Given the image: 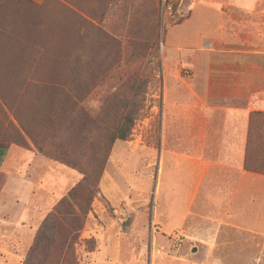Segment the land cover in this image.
<instances>
[{
	"label": "rangeland",
	"instance_id": "1",
	"mask_svg": "<svg viewBox=\"0 0 264 264\" xmlns=\"http://www.w3.org/2000/svg\"><path fill=\"white\" fill-rule=\"evenodd\" d=\"M12 2L6 0L9 10L0 11V138L32 148L50 162L51 192L34 189L37 200L42 203L50 195L53 199L55 194L60 196L50 209L30 208L29 216L9 225L13 230L3 222L22 210L19 202L28 196L27 187L17 182L43 180L48 169L41 172L36 166L26 174L15 171L3 180L0 264L28 262L36 229L81 179L79 169L95 173L92 178H97L99 192L68 257L57 262L53 254L52 262L55 244L51 243L49 255L40 264H105L108 260V264L111 260L113 264H149L155 259L183 264L173 258L193 262L210 256L219 264H237L236 243L230 236L217 237L219 245L212 252L203 249V220L192 226L186 220L178 230H167L176 227L187 205L182 200L184 187L168 184V170L157 183L161 147L172 146L171 135L163 137L165 129L170 131L169 123L163 124V110L168 94L178 100L186 92L167 93L165 87L183 82L199 86L206 78L200 73H184L188 68L181 70L180 60L169 65L170 72L166 65L165 36L169 44L180 41L179 29L173 26L184 18L182 12L162 20L155 4L141 20V13L134 17V6L129 10V0L123 1L124 16L118 10L110 12L107 2L94 16L87 0H20L19 22L13 25ZM116 5L121 7L118 0ZM196 62L198 72L207 67L204 60ZM260 63L264 65L262 60ZM178 69L180 74H176ZM213 79L217 81H210ZM209 93L211 98L222 99L238 94L234 89ZM242 100L245 107L250 104L247 110L253 107L264 112V91L244 92ZM126 118L132 119L131 126ZM254 118L256 126L264 127L263 117ZM117 128L130 129L126 140H110ZM255 130L251 147L264 154V128ZM181 135L185 137L180 146L187 148L186 132ZM65 149L68 153L64 155ZM59 154L71 165L54 160H60ZM152 213L161 228L153 222ZM28 229L33 232L27 240ZM247 239L244 246L249 247ZM239 253L245 264H252L257 252Z\"/></svg>",
	"mask_w": 264,
	"mask_h": 264
},
{
	"label": "crops",
	"instance_id": "2",
	"mask_svg": "<svg viewBox=\"0 0 264 264\" xmlns=\"http://www.w3.org/2000/svg\"><path fill=\"white\" fill-rule=\"evenodd\" d=\"M87 1L91 4L94 16L106 6V2L110 12L117 13L118 10L124 16V0H118V6L121 5L119 8L116 0ZM155 4L158 5V0H129V10L134 6V17L137 18L141 13L142 20L151 7H156ZM12 6L18 10L19 4L12 3ZM177 6L184 15L173 26L179 29L180 41L169 44L165 36L166 65L180 60L179 68H188L184 73H200L206 78L199 86L197 83L183 82L165 87L167 93L178 89L186 92L185 97L178 100L170 98L168 94L163 110V124L168 122L170 126V131L164 130L163 137L170 134L172 146L161 147L157 183L165 170H168V184L171 187H184L182 200L187 205V211L177 221L176 227L170 229L168 226L167 230H178L186 220L189 226L197 220H203L204 250L214 251L219 245L217 237L230 236L235 240L236 252H257L251 263L264 264V173L245 168L251 113L261 110L252 105V109L247 110L250 104L247 103L245 107L242 100L244 92L264 91V65L260 63L261 60L264 63V0H178ZM197 59L207 62V67L201 72L197 71ZM168 69L170 72L172 67ZM179 72L178 69L176 74ZM210 78H217V81H210ZM232 89L238 92L233 98L210 97L211 90L220 94ZM182 132H186L187 148L180 146V139L185 137L181 135ZM250 149L251 154L258 153L251 145ZM48 164L50 162L36 150L25 149L14 141L0 138V184L13 176L15 171L26 174L36 166H40L41 172L48 169L43 180L23 178L17 182V185L27 187L28 196L19 202L22 205L21 213L3 222L7 227L13 228L9 225L29 216L32 207L50 209L54 200L60 196L55 194L53 199L50 195L42 203L35 197L34 189L37 188H47L51 192L52 168ZM46 178L49 180L46 181ZM30 188L33 190L29 191ZM154 197L157 199L156 190ZM109 201L114 204L112 199ZM152 215L153 222L161 228L157 217L154 213ZM209 226L211 230L207 229ZM19 228H15L16 233H19ZM28 230L27 240L33 232V229ZM248 237L249 247L248 244L244 246L249 243ZM238 253L237 264H245L246 259ZM173 259L183 264L220 263L211 256L204 261L193 262L184 258ZM111 261V264L115 263ZM153 262L149 264H166L164 260L155 259Z\"/></svg>",
	"mask_w": 264,
	"mask_h": 264
},
{
	"label": "trees",
	"instance_id": "3",
	"mask_svg": "<svg viewBox=\"0 0 264 264\" xmlns=\"http://www.w3.org/2000/svg\"><path fill=\"white\" fill-rule=\"evenodd\" d=\"M2 2L3 3H0V11L9 10L6 6L7 4H5L6 0H3ZM12 3H18L20 7V0H13ZM19 7L18 10L13 9V6L11 7V10L13 11V25L19 22ZM255 116H259V118L263 117L264 119V112L254 111L251 113V125L249 127L247 140L245 168L248 170L264 173V154L260 151H258L257 154H251L250 149V145H252L253 142L254 133L257 132L255 129L257 128L259 131L264 128L258 127L259 125L256 126L258 122L255 120ZM126 120H128L127 123L131 126L132 119L126 118ZM129 132V128H117L110 140H126ZM38 151L44 152L41 147L38 148ZM63 152H65L64 155L67 154L68 149L63 150ZM44 156L52 159V156L49 153L45 152ZM54 160H57L67 166L71 165L63 158V156L60 157V160ZM78 172L81 174V179L57 201L51 211H49L40 222V225L36 229L33 238V244L30 249L33 254L31 255V252L27 255L29 260L24 264H40L41 259L49 255V245L51 243L55 244V249L51 255L52 257L54 254V260L57 262L59 260L64 261L68 257L67 255L71 250V245L77 238V232L81 229L83 221L90 210L91 202L99 192L97 178L94 180L92 178L95 176L93 171L79 169ZM100 174L101 173H99L97 177H100Z\"/></svg>",
	"mask_w": 264,
	"mask_h": 264
},
{
	"label": "built area",
	"instance_id": "4",
	"mask_svg": "<svg viewBox=\"0 0 264 264\" xmlns=\"http://www.w3.org/2000/svg\"><path fill=\"white\" fill-rule=\"evenodd\" d=\"M178 0H158V10L162 20L167 17L180 14V10L177 8Z\"/></svg>",
	"mask_w": 264,
	"mask_h": 264
},
{
	"label": "water",
	"instance_id": "5",
	"mask_svg": "<svg viewBox=\"0 0 264 264\" xmlns=\"http://www.w3.org/2000/svg\"><path fill=\"white\" fill-rule=\"evenodd\" d=\"M193 251H195V249Z\"/></svg>",
	"mask_w": 264,
	"mask_h": 264
}]
</instances>
